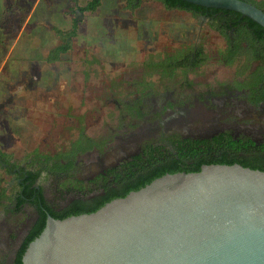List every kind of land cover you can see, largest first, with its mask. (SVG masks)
I'll list each match as a JSON object with an SVG mask.
<instances>
[{
    "label": "flooded vegetation",
    "instance_id": "obj_1",
    "mask_svg": "<svg viewBox=\"0 0 264 264\" xmlns=\"http://www.w3.org/2000/svg\"><path fill=\"white\" fill-rule=\"evenodd\" d=\"M140 1L128 4V0H125V6L133 10ZM254 1L258 6L252 4L264 11V6L257 3L260 0ZM153 2L186 16L188 22L185 26L189 32H192L191 27H194L195 22L196 35L193 39L186 35L179 36V43L172 51L163 48L156 53L146 54L136 68L120 72L118 78L115 76L119 71L114 75L103 72L100 86L104 89L98 92V101L102 102L98 109L102 110L103 103L110 105L109 102H112V111L105 113L110 117V122L99 124L98 120L97 125L90 126L82 124L74 116V121L64 127L66 136L58 147L54 145L50 153L36 147L24 163L14 161L13 157L9 160L11 155L0 150V165L11 176L6 192L12 198L1 200L2 224L7 226L10 233L13 231L15 239H20L14 250L9 251L8 242H12L10 237L7 240L4 236L0 237V254L1 251L6 252V259L0 258V264H7L6 261L12 264L19 246L39 219L41 211L52 216L50 209L59 212L72 201L90 198L93 192L88 195L82 192L104 180L113 182L115 173L122 176L130 166L136 169L134 163L141 162L137 157L145 159V147L148 151H155L156 147L162 151L172 150L174 143L178 142L176 137L181 140L210 138L225 130L234 137H249L256 144L264 142V89L258 93L264 85V79L259 81L260 73L264 74V29L240 14L207 9L194 10L193 13L192 8L167 7L161 0ZM81 8L77 6L72 9L75 17L70 29L77 25V11L84 13ZM165 52L170 57L177 53L182 66L173 71L168 69L170 72H164L165 78L162 68L150 75V70L145 66L146 61L152 54H161L159 58L163 59L162 53ZM91 87L93 92L98 91L97 85ZM259 97L262 99L258 100ZM150 101L153 105L149 109ZM125 118L130 123L123 122ZM182 124L188 135L178 130L183 128ZM82 131L92 140L87 145L90 148L71 152L73 166L67 168L68 160L64 159L65 155L59 156V153L67 150L70 141L80 139ZM51 137L54 139L55 135ZM35 150L39 152V161L34 159ZM57 158L64 164L59 170L53 165ZM36 170H40V174L32 182L29 176ZM44 176H51L52 195L56 200H50L44 184L40 182ZM68 177L82 181L83 189L74 183L63 186ZM15 183L19 187L12 190ZM36 197L39 201L37 205L33 203ZM18 199L24 200L19 208Z\"/></svg>",
    "mask_w": 264,
    "mask_h": 264
},
{
    "label": "rangeland",
    "instance_id": "obj_2",
    "mask_svg": "<svg viewBox=\"0 0 264 264\" xmlns=\"http://www.w3.org/2000/svg\"><path fill=\"white\" fill-rule=\"evenodd\" d=\"M87 1L0 0V150L11 155L9 160L13 157L24 163L36 147L52 152L66 136L64 127L75 117L90 126L98 120L99 124L110 122L105 113L112 111V102L98 109L103 72L114 75L119 71L118 78L120 72L136 68L146 54L163 48L172 51L179 36L193 39L196 35L195 22L189 32L186 16L154 0H141L133 10L125 6V0H100L95 11H81L70 51L59 61L45 62L44 57L57 42L54 26L70 29L75 17L72 9ZM16 23H22L18 33L11 31ZM92 85L98 86L97 92ZM152 105L150 101L149 109ZM178 130L188 135L184 125ZM3 170L0 165L3 185L7 186L11 176ZM44 177L40 182L50 200H56L51 176ZM1 215L2 211L0 237H10L8 250L13 251L20 239L2 224ZM0 258L6 259L5 251Z\"/></svg>",
    "mask_w": 264,
    "mask_h": 264
},
{
    "label": "water",
    "instance_id": "obj_3",
    "mask_svg": "<svg viewBox=\"0 0 264 264\" xmlns=\"http://www.w3.org/2000/svg\"><path fill=\"white\" fill-rule=\"evenodd\" d=\"M183 1L236 12L264 29V11L244 0ZM21 261L264 264V171L206 164L166 173L90 213L47 215Z\"/></svg>",
    "mask_w": 264,
    "mask_h": 264
},
{
    "label": "trees",
    "instance_id": "obj_4",
    "mask_svg": "<svg viewBox=\"0 0 264 264\" xmlns=\"http://www.w3.org/2000/svg\"><path fill=\"white\" fill-rule=\"evenodd\" d=\"M135 0H128V4L133 3ZM167 7H178L180 9L190 10H209L223 13H230L239 15L236 12L215 9V8H205L201 6H197L191 3H188L183 0H161ZM249 3H255L254 0H244ZM264 6V1L257 2ZM100 5V0H88L87 3L81 8L83 11H95ZM258 6V5H257ZM247 18V17H246ZM252 24L255 22L251 19L247 18ZM18 23L11 27V31L14 30L15 33H18L20 27ZM260 26V25H259ZM75 25L71 29H64L60 27L54 26L53 30L55 32V36L57 37V42L53 45L47 56L44 57V61L51 63L55 61H59L62 55L66 54L72 48V39L76 35ZM261 27V26H260ZM262 28V27H261ZM164 55L163 59H160L161 54L151 55L150 58L146 61L145 66L150 70V75L154 72L161 70L163 77L166 75L164 72L170 70H175L177 67L182 66L181 61L179 60V55L177 53H173L170 57L167 52L162 53ZM157 60V61H156ZM178 71V70H177ZM170 72V71H168ZM180 73L178 72V76ZM264 79V74L260 73L259 81ZM258 90V93H261V90ZM264 95V93H263ZM262 99L261 97L258 100ZM257 100V101H258ZM178 142H175V146L172 150H164L162 151L159 147L154 150L148 151L145 147L143 149V153L145 155V159H141V157H137L140 159V163H134L136 169H133V166H130L128 170L124 172L122 176L118 173H115V178L113 182H107L106 180L98 183L94 188L90 187L82 194L88 195L90 193L92 196L86 200L79 199L72 201L67 207H64L59 210V212H54L53 210H49L50 214L55 218H65L70 215H78L82 213H90L110 200L118 197H123L127 193L132 190H137L146 184L150 183L152 180L166 174V173H175L179 171L185 172H195L199 171L203 165L206 164H240L244 167H250L252 169H259L264 171V142L256 144L255 141L249 137H234L228 131H220L210 138H195V139H179L175 138ZM92 140L88 138L85 133L82 131L80 133V139L73 140L69 142L67 146V150L65 152H60V155H65L68 163L65 167L71 168L73 166L72 161L70 160V153L75 152L76 150H85V148H90V142ZM251 147L255 148L253 150ZM70 150V151H69ZM34 159L39 161V152L38 150L34 151ZM3 156L5 154H2ZM54 168L59 170L64 167V164L59 162L57 158L54 163ZM40 174V170H36L29 177L31 181H35ZM17 182V181H16ZM82 181H78L75 178L68 177L63 183V186H66L67 183H74L75 185H80L81 189H83ZM114 184V185H113ZM19 187L18 183H15L11 188ZM28 189V186H27ZM33 190V189H30ZM102 190L103 193H99ZM7 186L3 185V179L0 177V203L1 200H12L10 196H7ZM33 194V193H31ZM30 196V195H29ZM38 197H36L33 201L37 205ZM41 201L44 200L42 197V190L40 192ZM23 199H18V208L19 205L23 202ZM46 213H42L39 216V219L33 224L31 229L28 231L25 236L22 244L19 246V249L16 252V256L12 264H22V255L28 246V244L40 234L45 226Z\"/></svg>",
    "mask_w": 264,
    "mask_h": 264
}]
</instances>
